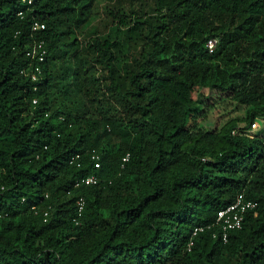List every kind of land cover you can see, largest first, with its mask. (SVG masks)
Masks as SVG:
<instances>
[{
	"label": "trees",
	"instance_id": "1",
	"mask_svg": "<svg viewBox=\"0 0 264 264\" xmlns=\"http://www.w3.org/2000/svg\"><path fill=\"white\" fill-rule=\"evenodd\" d=\"M258 117L264 0H0V264H264Z\"/></svg>",
	"mask_w": 264,
	"mask_h": 264
},
{
	"label": "built area",
	"instance_id": "2",
	"mask_svg": "<svg viewBox=\"0 0 264 264\" xmlns=\"http://www.w3.org/2000/svg\"><path fill=\"white\" fill-rule=\"evenodd\" d=\"M27 4H30L32 0H21ZM44 24L34 21L32 24L33 30L43 29ZM215 40H208L207 47L211 51L214 47ZM47 53L46 44L44 41H36L34 42L26 51V55L32 60L35 61V66L32 69L30 76L32 79L36 80L37 75L41 72V67L38 63L43 62ZM23 71V70H22ZM35 102V100H33ZM97 158L96 155L92 156ZM127 159V155L123 157V160ZM98 180L95 175H88L80 180V183L84 184H93ZM79 184L76 183V185ZM83 201L79 200V210L81 209ZM255 207L254 202L245 199L243 194H238L235 200L225 206L224 208L218 210L215 218V224L219 229L220 238L223 241H226L228 238L229 232L239 229L242 226V222L244 220L245 214L247 211L252 210ZM209 227V226H207ZM203 226H196L193 229L192 234L195 235L197 232L203 230Z\"/></svg>",
	"mask_w": 264,
	"mask_h": 264
},
{
	"label": "rangeland",
	"instance_id": "3",
	"mask_svg": "<svg viewBox=\"0 0 264 264\" xmlns=\"http://www.w3.org/2000/svg\"><path fill=\"white\" fill-rule=\"evenodd\" d=\"M246 106L237 102H228L215 106L201 121L200 126L203 129L214 130L219 129L225 122L234 118H242L245 116ZM242 126V122H239ZM249 136L264 137V117H258L252 125V128L246 130Z\"/></svg>",
	"mask_w": 264,
	"mask_h": 264
}]
</instances>
